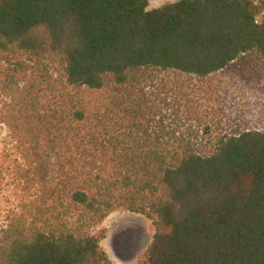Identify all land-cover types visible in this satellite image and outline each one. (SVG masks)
Here are the masks:
<instances>
[{
	"label": "trees",
	"instance_id": "trees-1",
	"mask_svg": "<svg viewBox=\"0 0 264 264\" xmlns=\"http://www.w3.org/2000/svg\"><path fill=\"white\" fill-rule=\"evenodd\" d=\"M258 15L250 0H0L16 156L0 264H112L96 227L116 211L153 226L135 264H264Z\"/></svg>",
	"mask_w": 264,
	"mask_h": 264
},
{
	"label": "rangeland",
	"instance_id": "rangeland-1",
	"mask_svg": "<svg viewBox=\"0 0 264 264\" xmlns=\"http://www.w3.org/2000/svg\"><path fill=\"white\" fill-rule=\"evenodd\" d=\"M177 1L179 0H148V10L158 9ZM250 1L257 6L259 11L257 21L264 22V0ZM259 99L264 100L262 97ZM11 149L7 130L0 124V173L2 178L0 182V222L6 209L13 204L10 199L12 194L7 187V173L16 157L14 153L10 156L7 152ZM96 230L104 233L100 247L112 264H135L146 251L154 233L150 221L140 215L125 211L111 213L96 227Z\"/></svg>",
	"mask_w": 264,
	"mask_h": 264
}]
</instances>
